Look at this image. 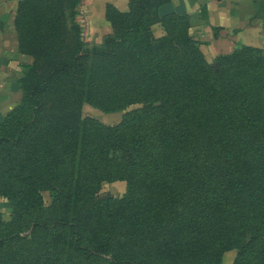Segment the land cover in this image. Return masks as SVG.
Segmentation results:
<instances>
[{"label":"trees","instance_id":"obj_1","mask_svg":"<svg viewBox=\"0 0 264 264\" xmlns=\"http://www.w3.org/2000/svg\"><path fill=\"white\" fill-rule=\"evenodd\" d=\"M169 1L107 4L92 46L78 0L18 2L32 62L0 121V264H264V48L212 66L187 15H159ZM83 103L135 107L105 125ZM114 180L125 193L100 197Z\"/></svg>","mask_w":264,"mask_h":264},{"label":"crops","instance_id":"obj_2","mask_svg":"<svg viewBox=\"0 0 264 264\" xmlns=\"http://www.w3.org/2000/svg\"><path fill=\"white\" fill-rule=\"evenodd\" d=\"M20 0H0V121L18 103L22 91L18 79L32 62L19 50L15 15ZM128 0H78L77 20L88 46L97 45L111 31L105 17L106 5L127 9ZM189 17V33L213 57L238 45L264 47V0H170L158 8ZM160 23L153 25L160 34ZM236 250L223 254L221 264H233Z\"/></svg>","mask_w":264,"mask_h":264},{"label":"rangeland","instance_id":"obj_3","mask_svg":"<svg viewBox=\"0 0 264 264\" xmlns=\"http://www.w3.org/2000/svg\"><path fill=\"white\" fill-rule=\"evenodd\" d=\"M154 25V24H153ZM153 25L151 26V32L153 34L154 37H160L164 34V30L162 25L160 26V34H157L158 30L155 31V29L153 28ZM190 34V33H189ZM191 35V34H190ZM194 39H196L193 35H191ZM102 41V39H101ZM101 41L97 44L99 45L101 43ZM240 46V45H238ZM236 46V47H238ZM236 47H233V49H231L228 52H231L232 50H234ZM260 48H264V47H260ZM199 49L201 51V53L203 54L204 59L208 62L211 63L212 66L215 65L214 63V59L224 53H220V54H216L213 57L208 56L209 54L207 53V51H205V48H201V43L199 45ZM225 52V53H228ZM133 106L128 107L127 109H123V110H113V111H103L97 107L91 106L88 103H83L82 107H81V112L83 116H89L92 118H96L97 120H99L102 124L105 125H114L116 123H118L121 119V117L123 116L124 112L126 110L132 109ZM126 191V182L123 180H114V181H110V182H104L101 185V188L98 192V195L100 197H106V196H122ZM42 198H43V203L45 205H49L51 202V194L48 191H43L42 192ZM0 213L2 215V218L5 220H9L10 219V215H11V208L8 204V202L6 201V199L2 196H0Z\"/></svg>","mask_w":264,"mask_h":264},{"label":"water","instance_id":"obj_4","mask_svg":"<svg viewBox=\"0 0 264 264\" xmlns=\"http://www.w3.org/2000/svg\"><path fill=\"white\" fill-rule=\"evenodd\" d=\"M156 104H159V102H157ZM249 239L247 238V241H248Z\"/></svg>","mask_w":264,"mask_h":264}]
</instances>
